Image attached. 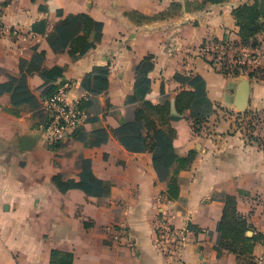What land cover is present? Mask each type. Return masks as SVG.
<instances>
[{
    "label": "crops",
    "instance_id": "obj_1",
    "mask_svg": "<svg viewBox=\"0 0 264 264\" xmlns=\"http://www.w3.org/2000/svg\"><path fill=\"white\" fill-rule=\"evenodd\" d=\"M256 1L264 0L195 9L203 0H0V264H50L53 249L71 253L72 264H250L264 252L258 242L239 260L217 231L230 195L252 228L246 236L264 238V134L237 122L264 117V80L220 73L199 53L206 40L238 42L233 10ZM147 57L150 92L135 99V68ZM62 81L74 83L68 97L90 121L86 138L51 147L40 131L44 95ZM183 92L194 97L179 107ZM139 112L145 149L135 152L113 131ZM166 137L170 174L177 157L195 152L174 201L153 164ZM26 138L34 140L24 147ZM82 175L110 194L68 187ZM160 216L191 228L181 261L156 245Z\"/></svg>",
    "mask_w": 264,
    "mask_h": 264
},
{
    "label": "trees",
    "instance_id": "obj_2",
    "mask_svg": "<svg viewBox=\"0 0 264 264\" xmlns=\"http://www.w3.org/2000/svg\"><path fill=\"white\" fill-rule=\"evenodd\" d=\"M226 0H203L202 3L196 2L194 3V8L199 9L203 8L206 3L217 4L224 2ZM176 7H180L179 4H176ZM259 9V14L254 11ZM253 13V15H252ZM233 16L236 21V25L239 27V37L242 44H249L252 41H256V37L258 34L264 32V1H256L253 5L244 4L233 10ZM253 17V19H252ZM73 19V17H70ZM99 26H102L99 24ZM101 35V28L100 33ZM216 41H227V38L222 40L214 39ZM204 43V42H203ZM153 69L152 58H145L136 68L135 71L137 73V80L134 89V98H144L147 93L150 92V80L148 79V73ZM227 74V73H224ZM233 74H238L234 72ZM233 76H239L233 75ZM256 77V78H254ZM250 79L264 80V73L261 74H250ZM60 83L52 86H48V90L45 93V99L50 97L57 89ZM195 87H198V91L200 96L203 97L205 95L204 83L200 77L195 78ZM194 97L193 93L183 92L176 101L177 106H188L190 104L192 98ZM150 105L149 103H146ZM150 107H152L150 105ZM182 111V110H181ZM205 114H199L197 119H203ZM142 112H139L138 117L135 116L133 120L126 121L121 127L114 130L115 136L119 139V141L130 151H143L145 148L142 144ZM90 121V120H89ZM200 123V122H199ZM83 128L76 130L72 134V138H86V135L83 131ZM97 134L105 135L106 132L104 130L98 131ZM128 139L130 141H128ZM86 141V140H85ZM165 143L167 145H172V138L166 137L161 141L155 144L153 149V164L154 169L158 175V178L161 181H168L167 191L165 192L166 198L170 201H174L179 197V181L178 174L180 171L187 169L195 158V152H190L187 157H177L174 161L175 166L173 167V172L170 174L171 166L167 158L165 157L163 150L160 148V143ZM87 144L92 145L95 144L93 141L87 142ZM54 144L51 146L53 147ZM89 174V172H86ZM86 175H82L81 181L79 183H70L68 185L69 188L75 187L82 189L89 195H93L96 197L107 196L110 194L111 186L106 184L100 180H96L91 183L86 180ZM68 189V188H67ZM67 189H63L62 191H66ZM225 208L223 211V215L221 221L218 225L217 231L219 233V239L221 244L234 253H236L239 260L242 259H251V254L253 252L254 246L258 242L264 243V238L260 234H254L249 237L246 236V232L248 230H252V228L247 224L244 217H242L237 211V202L233 196H226L225 198ZM190 230V226L188 227ZM73 255L69 252H64L60 250L53 249L51 251V259L50 264H72ZM250 264H255L253 258L251 259Z\"/></svg>",
    "mask_w": 264,
    "mask_h": 264
},
{
    "label": "built area",
    "instance_id": "obj_3",
    "mask_svg": "<svg viewBox=\"0 0 264 264\" xmlns=\"http://www.w3.org/2000/svg\"><path fill=\"white\" fill-rule=\"evenodd\" d=\"M233 44L229 40H206L200 46L199 53L213 69L223 74L232 75L237 72L239 76L249 78L250 74L264 73V34L247 45L240 40ZM233 48L235 55L226 59ZM73 86V82L62 81L56 91L44 101L47 121L40 127V131L51 145L67 142L76 130L84 128L90 120V114L82 103L69 99L68 94ZM155 234L159 251L167 259L176 258L181 261L182 252L188 243L189 230L178 229L167 217L160 216L155 223ZM254 263L264 264V252L254 258Z\"/></svg>",
    "mask_w": 264,
    "mask_h": 264
},
{
    "label": "rangeland",
    "instance_id": "obj_4",
    "mask_svg": "<svg viewBox=\"0 0 264 264\" xmlns=\"http://www.w3.org/2000/svg\"><path fill=\"white\" fill-rule=\"evenodd\" d=\"M231 42L236 44V42H234L233 40H231ZM234 55H235V48L229 51V53L226 56V59L229 60V58L233 57ZM223 61H225V59ZM232 75H238V74H232ZM251 117L252 119H246V117L237 118L239 127H244L247 130V135H250L251 132L254 130L260 131V133L263 132L264 134V117L260 116L259 114H257L256 116L253 115ZM258 138L261 139L260 137ZM262 139H264V135ZM262 139L260 140L261 142H263Z\"/></svg>",
    "mask_w": 264,
    "mask_h": 264
},
{
    "label": "water",
    "instance_id": "obj_5",
    "mask_svg": "<svg viewBox=\"0 0 264 264\" xmlns=\"http://www.w3.org/2000/svg\"><path fill=\"white\" fill-rule=\"evenodd\" d=\"M34 139H29V138H26V139H23V145L24 147H27V145H29Z\"/></svg>",
    "mask_w": 264,
    "mask_h": 264
}]
</instances>
